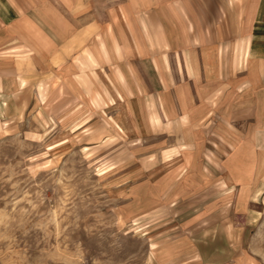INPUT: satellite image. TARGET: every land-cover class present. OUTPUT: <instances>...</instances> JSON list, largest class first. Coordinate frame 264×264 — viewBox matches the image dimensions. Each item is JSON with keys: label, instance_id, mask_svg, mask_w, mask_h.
Instances as JSON below:
<instances>
[{"label": "rangeland", "instance_id": "rangeland-1", "mask_svg": "<svg viewBox=\"0 0 264 264\" xmlns=\"http://www.w3.org/2000/svg\"><path fill=\"white\" fill-rule=\"evenodd\" d=\"M8 2L0 264H264L256 60L185 0Z\"/></svg>", "mask_w": 264, "mask_h": 264}, {"label": "crops", "instance_id": "crops-1", "mask_svg": "<svg viewBox=\"0 0 264 264\" xmlns=\"http://www.w3.org/2000/svg\"><path fill=\"white\" fill-rule=\"evenodd\" d=\"M185 4L194 13V26L203 28L197 42H236L242 61L256 60L258 73L264 75V0H185ZM14 11L17 8L8 0H0L1 26L13 21Z\"/></svg>", "mask_w": 264, "mask_h": 264}]
</instances>
